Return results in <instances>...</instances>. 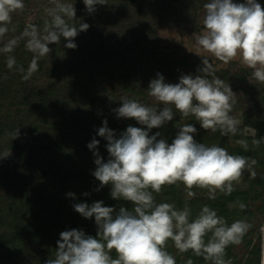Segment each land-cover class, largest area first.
<instances>
[{"label":"clouds","instance_id":"1","mask_svg":"<svg viewBox=\"0 0 264 264\" xmlns=\"http://www.w3.org/2000/svg\"><path fill=\"white\" fill-rule=\"evenodd\" d=\"M82 2L88 14L94 13L97 5L108 4V0ZM74 4L75 0L55 2L54 7L46 10L50 19L43 28L29 23L21 37L9 40L0 49L11 53L19 40L25 39V48L33 58L27 70L19 69L24 73L23 80L38 71V61L52 51L50 44L59 45L63 38L64 47H77L74 38L87 31L89 24L79 21L75 25ZM24 7V0H0V39L9 32L13 14ZM203 10L202 31L194 34L196 47L224 64L238 60L251 70L252 80L264 85V7L257 0H207ZM201 58L198 70L201 74L181 75L175 84L166 83L159 73L150 80L147 94L157 105H163L162 109L134 99H121V105L113 109L117 118L134 119L142 127L129 125L117 137L107 127V121L102 122L96 134L107 141L108 159L105 161L96 151L99 140L93 139L87 145L95 157L92 175L99 181L96 190L110 185L111 198L129 202L131 208L121 206L116 211L104 206L103 201L74 204V210L83 218H94L96 235H86L79 229L62 231L54 257L45 264H176L175 257L167 251L169 242L179 253L191 252L210 264H230L225 259L226 249L242 243L252 227L250 223L237 219L229 224L208 205H203L193 217L187 201L178 209L174 203H157L154 195L160 194L165 186L182 185L190 198L196 195L193 189H201L206 190L209 200H215L217 194L227 196L235 191L234 186L245 172L253 179L256 177L255 159L230 154L217 145L198 143L194 139L197 129L190 123L179 127L170 144L158 139L159 131L149 135L152 129L172 121L177 113L184 118L193 117L206 132L237 134L241 121L232 115L237 94L228 82L214 74L209 59ZM6 64L12 69L15 58L8 56ZM11 135L18 138L19 128ZM262 142L264 137L252 140L256 147ZM236 143L245 151L249 149L247 140ZM67 195L75 198L74 193ZM246 207L239 203L241 210ZM260 234L264 246V226ZM185 264H193L192 259Z\"/></svg>","mask_w":264,"mask_h":264},{"label":"rangeland","instance_id":"2","mask_svg":"<svg viewBox=\"0 0 264 264\" xmlns=\"http://www.w3.org/2000/svg\"><path fill=\"white\" fill-rule=\"evenodd\" d=\"M55 2L59 0H42L37 5L32 0L25 4L22 11L13 14L14 24H10L12 26H9V32L0 39V45L5 46L9 40L21 37L25 26L29 23L43 28L44 22L50 19L46 10L54 7ZM67 2L72 3L74 0ZM206 2L207 0H108L107 5H97L96 11L88 14L82 0H75L77 20L74 23L76 26L79 25V21L87 23L88 30L80 32L74 38L73 42L77 45L75 49L64 47L66 41L63 38L59 45L50 44L52 51L48 56L42 57L46 62L45 73L36 76L33 83L38 88H46L56 94L48 110H53L55 105L54 111L57 113L67 111L68 114H77L83 120V124L91 128L101 127L105 117L109 119L107 124L109 122L123 131L129 125L142 126L134 119L117 118L113 109L121 105L122 98L134 99L150 107L157 106L158 110L162 109L163 105H157V102L147 94L150 80L156 78L159 73L166 83L175 84L181 75L201 74L198 71L202 66L201 57H207L212 64L214 74L228 82L232 91L237 94V102L232 112V115L241 121L237 134L222 136L219 131L206 132L193 117L184 118L178 113L162 128H154L151 131L155 133L159 131L161 137L158 139L163 138L170 144L179 127L190 123L197 129L194 139L198 143L207 146L217 145L226 148L230 154L255 159L257 163L253 166V170L256 172V177L253 179L249 172H245L241 181L234 186L235 191L227 196L221 194L222 197H229L228 208L233 209L237 203H243L247 206L245 209L255 211L264 202V142L260 144L263 151L252 144L256 132L253 127L244 125V114L258 113L264 118V85L252 80L251 70L242 66L238 60L224 64L196 47L194 34L202 31L203 4ZM259 2L261 4L263 0ZM261 6L264 7V3ZM139 8L141 12L138 11ZM142 36L150 40L151 58H142V65L136 68L137 72H133L125 79L133 71L129 68H133L137 63L135 56L128 61L129 66L124 71L112 70L111 57L114 60L115 54L118 56L122 54L118 49L121 46L135 50L134 46ZM22 44H25L24 38L18 43V45ZM102 57L105 58V62L99 66ZM126 59H130L128 55ZM15 73L22 74L19 70ZM87 82L91 83L92 88ZM90 94H93L92 97ZM241 139L248 141L247 151L236 143ZM7 153L9 155L3 157ZM19 158L20 154L15 150L1 153L0 195H4L6 187L13 182L14 174L18 171ZM180 190L186 192L182 185H177V194L180 192V196L192 198ZM193 191L196 193L195 197L202 195L205 203L212 204L213 200L207 198L206 190L193 189ZM169 192V196L166 197L168 200L164 202L172 203L176 197L174 190ZM121 206L131 208L130 203L126 201L116 202L114 206L109 207H114L118 211ZM256 215L252 233L246 234V239L252 238L253 242H257L260 229L264 226V218L258 213ZM56 227L60 228L58 224ZM94 232H97V227ZM113 256L115 257L114 253ZM246 256L242 242L239 245L229 246L226 249L225 259L230 264H244ZM0 264H16L12 263L10 250L7 247L0 246ZM205 264L210 262L205 261Z\"/></svg>","mask_w":264,"mask_h":264},{"label":"trees","instance_id":"3","mask_svg":"<svg viewBox=\"0 0 264 264\" xmlns=\"http://www.w3.org/2000/svg\"><path fill=\"white\" fill-rule=\"evenodd\" d=\"M31 1L24 0V4ZM41 1L34 0V4L37 5ZM259 1L261 0H257L258 3ZM263 3L264 0L261 5ZM138 11L141 12V8ZM149 41L142 36L134 46L135 50L131 47H118L122 54H115L114 60L111 57L112 70L124 71L129 66L128 61L135 56L137 63L133 68H129L133 71L125 79L137 72L136 68L142 65V58H151ZM3 47L4 45H0V49ZM127 55L130 59H126ZM8 56H13L16 60L12 69L6 64ZM32 58L33 54L26 50L25 44L17 45L11 53L0 52V155L14 150L20 154L14 180L6 187V193L0 195V246L10 250L11 261L16 264H45L48 258L54 257L56 242L62 231L83 229L86 235L95 237L94 229L97 226L94 218H83L74 210V204L83 202L90 205L95 201H103L104 206H114L116 202L122 201L111 198L110 185L96 190L99 188V181L92 175L96 167L95 157L93 150L87 145L93 139L99 140L96 151L105 161L108 159L107 141L96 134L99 128L85 126L77 114H68L67 111L57 113L54 111L55 105L53 110H48L56 94L34 85V78L45 73L46 62L41 58L38 61V71L28 80L22 79L24 73H15L21 67L27 70ZM100 61L99 66L105 62V58L102 57ZM90 82L87 84L92 88ZM96 92L97 90L95 98ZM92 95L90 94L91 97ZM103 119L109 121L108 118ZM244 125L255 129L256 138L264 137V118L258 113L244 114ZM107 127L113 130L117 137L118 133L125 130H119L109 122ZM17 128L19 136L13 139L11 133ZM153 134L155 132L149 133ZM259 148L263 151L261 145ZM176 186H165L160 194H154L156 202L168 200L166 197L169 196V190H174L176 199L172 200V203L178 209H182L187 201L192 209V216L195 217L203 205H208L229 224L237 219L250 223L252 227L248 234H251L255 227L256 214L264 218V202L255 211L241 210L239 203L236 209H231L227 206L229 197L217 194L212 204H207L202 195L191 199L180 196V192L176 193ZM70 192L75 194V198L67 195ZM84 193L88 195L85 196ZM57 224L60 228L56 227ZM246 238L245 235L242 241L247 253L244 264H261L264 246L260 232L257 242ZM167 251L175 257L176 264H185L188 259H192L193 264H205L202 257L194 256L191 252L179 253L171 242Z\"/></svg>","mask_w":264,"mask_h":264}]
</instances>
